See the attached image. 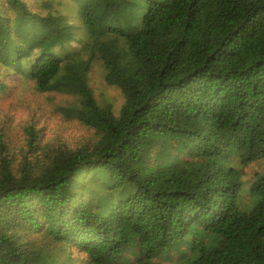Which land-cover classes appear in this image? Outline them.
<instances>
[{"label":"trees","instance_id":"16d2710c","mask_svg":"<svg viewBox=\"0 0 264 264\" xmlns=\"http://www.w3.org/2000/svg\"><path fill=\"white\" fill-rule=\"evenodd\" d=\"M71 1L73 15L61 0H0V95L10 76L68 94L62 114L96 136L42 145L32 122L16 156L0 134V264H71L72 247L109 264L134 241L149 264L195 226L211 238L189 264H264V174L242 210L237 168L264 157V0ZM94 61L118 113L89 85ZM153 137L186 142L197 164L151 169Z\"/></svg>","mask_w":264,"mask_h":264},{"label":"rangeland","instance_id":"374dc122","mask_svg":"<svg viewBox=\"0 0 264 264\" xmlns=\"http://www.w3.org/2000/svg\"><path fill=\"white\" fill-rule=\"evenodd\" d=\"M71 2V0H61L60 3L64 12H68L67 15L73 13ZM104 74L103 64L100 61H94L89 73V85L99 104H109L114 112L118 113L124 98L118 88L106 84ZM5 81L9 88L0 95V134L13 155H21L20 152L24 149L25 143L23 131L32 122L37 129L41 130L39 142L42 145H59L70 150L96 139L92 130L62 114L60 109L74 101L68 94L42 93L34 88L32 82L17 80L13 76ZM144 160L151 169L185 162L197 164L186 142L168 137L149 139L145 147ZM237 168L242 172L243 181L239 205L242 210H248L251 208V197L248 195L250 187L257 174H264V157L252 161L246 167L238 163ZM28 238L33 241L35 248L41 247L57 256L61 253L59 245L49 244L47 240H42L40 235H29ZM210 238L211 235L208 232L195 226L183 241L172 243L169 248L157 252L149 264H189L194 257L192 244L196 241L210 240ZM136 245L137 241L132 242L109 264H140ZM68 255L72 257L71 264H86L84 255L75 251L73 247L66 251V256ZM61 258L65 259V257Z\"/></svg>","mask_w":264,"mask_h":264}]
</instances>
